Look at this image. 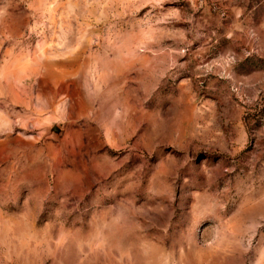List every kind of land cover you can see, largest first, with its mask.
I'll use <instances>...</instances> for the list:
<instances>
[{"label":"rangeland","instance_id":"1","mask_svg":"<svg viewBox=\"0 0 264 264\" xmlns=\"http://www.w3.org/2000/svg\"><path fill=\"white\" fill-rule=\"evenodd\" d=\"M0 264H264V0H0Z\"/></svg>","mask_w":264,"mask_h":264},{"label":"water","instance_id":"2","mask_svg":"<svg viewBox=\"0 0 264 264\" xmlns=\"http://www.w3.org/2000/svg\"><path fill=\"white\" fill-rule=\"evenodd\" d=\"M54 131H55L56 133H58V132H59V130H57V129H55Z\"/></svg>","mask_w":264,"mask_h":264}]
</instances>
